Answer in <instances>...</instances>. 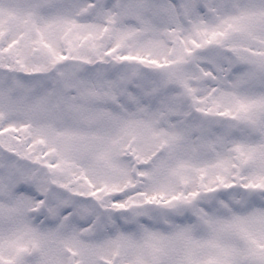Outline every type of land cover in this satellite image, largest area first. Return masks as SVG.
<instances>
[{"label":"snow or ice","instance_id":"obj_1","mask_svg":"<svg viewBox=\"0 0 264 264\" xmlns=\"http://www.w3.org/2000/svg\"><path fill=\"white\" fill-rule=\"evenodd\" d=\"M0 264H264V0H0Z\"/></svg>","mask_w":264,"mask_h":264}]
</instances>
